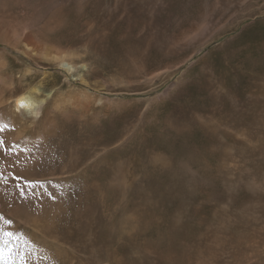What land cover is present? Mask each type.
<instances>
[{
    "label": "rangeland",
    "instance_id": "1",
    "mask_svg": "<svg viewBox=\"0 0 264 264\" xmlns=\"http://www.w3.org/2000/svg\"><path fill=\"white\" fill-rule=\"evenodd\" d=\"M0 7L80 52L65 75L0 28V264H264V0ZM26 67L62 86L36 122L6 104Z\"/></svg>",
    "mask_w": 264,
    "mask_h": 264
},
{
    "label": "bare ground",
    "instance_id": "2",
    "mask_svg": "<svg viewBox=\"0 0 264 264\" xmlns=\"http://www.w3.org/2000/svg\"><path fill=\"white\" fill-rule=\"evenodd\" d=\"M11 1V0H9ZM23 1V0H22ZM26 2V1H24ZM95 2V1H94ZM7 3V2H6ZM13 3V2H12ZM21 3V1H20ZM28 3V2H27ZM88 3V2H87ZM5 4V3H3ZM8 4V3H7ZM46 4V3H45ZM45 4H42V6ZM17 5V4H16ZM9 6V5H8ZM41 6V5H40ZM43 6V7H44ZM87 7V6H86ZM1 8V7H0ZM3 8V7H2ZM12 8V7H11ZM7 8H5L6 10ZM9 9V8H8ZM7 9V10H8ZM17 9V8H15ZM39 9V8H38ZM42 9V8H41ZM39 9V10H41ZM44 9V8H43ZM95 9V8H94ZM101 9V8H100ZM4 10V11H5ZM6 10V11H7ZM14 10V9H13ZM24 10V9H23ZM22 10V11H23ZM92 10V9H91ZM2 11V9H1ZM6 11L4 13H6ZM9 11V10H8ZM7 11V12H8ZM44 11V10H43ZM86 11V10H85ZM88 11V10H87ZM101 11V10H100ZM39 13V12H38ZM69 13V12H68ZM95 13V12H94ZM98 13V12H97ZM13 14V13H12ZM3 15V13L1 14V16ZM9 15V14H8ZM7 15V16H8ZM14 15V14H13ZM3 17V16H2ZM11 17V15L9 16ZM1 18V17H0ZM6 19V17H4ZM93 19V18H92ZM11 20V19H10ZM14 21V19H12ZM18 20V21H17ZM8 21V20H7ZM17 21V23H16ZM16 21H14L15 24H13L14 28H10V27H6V22L3 24V21L0 20V28H4L3 33H5L7 36L8 34H11V38H9V40L13 39V43L15 46H19L24 53L29 54L31 57H33L36 61H38L39 64H42L43 66H48L50 67L52 66H57L61 69V72L63 74H65V71L67 72H72L75 71L78 67L77 64H79L76 61V55H79L78 53H76V51H68V48L70 49L72 46V44L69 43H65L62 44L61 42H63L62 40V35L61 38L60 36H57L55 34L51 35L50 37H46L48 35H50L52 32H50L49 34L46 35H39V33L34 32L33 29H31V27H28L29 25H27V23H24L21 19H16ZM25 21V22H26ZM10 22V21H9ZM12 22V21H11ZM32 23V22H30ZM101 23V22H100ZM11 24V23H10ZM5 26V27H3ZM89 26V25H87ZM92 26V25H91ZM35 28V27H34ZM21 29V30H20ZM36 30V29H35ZM1 31V30H0ZM33 31V32H32ZM17 33V34H16ZM87 33V32H86ZM85 34V32L83 33ZM79 35V34H78ZM82 35V33H81ZM96 37V35H94ZM8 41V40H6ZM53 41V42H52ZM66 42V41H65ZM51 43H56L58 44L57 46L51 44ZM72 43V42H71ZM51 44V45H50ZM75 49V48H74ZM78 52V51H77ZM81 56V55H80ZM82 57V56H81ZM83 59V58H82ZM30 60V59H29ZM39 60H44L43 63L40 62ZM5 62L3 59V56L0 55V68L5 67ZM80 68H82L83 70H85V72H87V78L83 77V74L80 76L81 80L84 82H86L87 84L89 82V76L91 74V71L93 69H91L90 65L88 62L82 60V64H80ZM82 70V71H83ZM6 72V71H5ZM84 72V73H85ZM80 73V72H79ZM5 74V73H4ZM2 75V74H1ZM59 74L57 73H44V72H38L35 70H31V68L26 67L25 70L20 74V76L18 77V81L16 82V80L12 77H10L9 80V89H10V96L8 97V101H7V106L9 108H11L12 110V115L15 114V117L18 118H22V120H30L32 122H36L38 119L43 117V113L46 110V103L48 101V99H52L54 100L53 102L56 101L55 97V93L57 94V96L62 97L61 94H59L60 92H62V86L55 88V90L52 92V90L48 91L46 93L45 97L41 96V90H42V86H43V82L46 80V78H52L50 79V81L55 82V84H57V77ZM66 75V74H65ZM43 76L42 78V82L39 81L38 83H34L31 84L30 82H23V81H33L40 77ZM79 76V75H78ZM7 77L5 78L4 75L0 76V84L3 83H7ZM68 82V77H66V80ZM19 85V86H18ZM24 86V88L21 87ZM8 87V85H7ZM71 87V85H70ZM8 89V88H6ZM74 89V88H71ZM98 89V88H97ZM72 91V90H71ZM6 92V91H4ZM41 92V93H40ZM79 92V91H78ZM87 92V91H86ZM92 92V91H91ZM84 93V97L82 100H80V102L82 101V108H84L85 110H87L88 106L91 107L93 106V104H97V105H102L103 102L105 101L103 95H100V97L97 96V94H93V92L91 93ZM71 93V92H70ZM69 93V94H70ZM77 93V91H76ZM82 93V91H81ZM65 94V93H64ZM71 95V94H70ZM73 95V94H72ZM75 95V94H74ZM65 96V95H64ZM68 96H65V98H67ZM73 98V97H72ZM77 98V97H76ZM88 98L87 102H84V99ZM71 99V98H70ZM69 100V98L67 99ZM74 100V99H73ZM76 101V100H75ZM78 102V101H77ZM94 102V103H93ZM64 103V99L59 98L58 99V104H62ZM67 103V102H66ZM65 105L66 106H74L75 102H69ZM56 105V104H55ZM57 107V105H56ZM60 107V106H59ZM62 107V106H61ZM60 107V108H61ZM77 107H80V103L77 105ZM99 107V106H98ZM62 109V108H61ZM91 109V108H90ZM89 109V110H90ZM55 110V109H54ZM80 110V109H79ZM84 111V110H83ZM20 118V119H21ZM204 159V156L203 158ZM158 191V190H157ZM165 191V190H164ZM44 241L47 242L48 238L44 237L43 238ZM52 244H56V240H50ZM6 243V242H3ZM8 243V242H7ZM2 244V243H1ZM4 246V244H3ZM15 246V245H14ZM20 248V247H19ZM13 249V248H12ZM13 251V250H12ZM11 254V253H10ZM8 257V256H7ZM8 259V258H7ZM25 263V260L24 262ZM19 264H21V260H19Z\"/></svg>",
    "mask_w": 264,
    "mask_h": 264
},
{
    "label": "snow or ice",
    "instance_id": "3",
    "mask_svg": "<svg viewBox=\"0 0 264 264\" xmlns=\"http://www.w3.org/2000/svg\"><path fill=\"white\" fill-rule=\"evenodd\" d=\"M3 142L0 141V144H2ZM23 194V193H21ZM0 221L4 222L5 224H11V220H5L4 217L0 216ZM0 238H8V239H11V238H18V237H15V234L11 231H6L4 230L3 228H0ZM0 243H3V239H0ZM7 248V245L4 244L3 247H0V253H3L5 251V249ZM0 258H3V256H0ZM9 258H11L9 256ZM20 260H21V264H23L24 262V258L23 256L20 257ZM6 264H7V261H6Z\"/></svg>",
    "mask_w": 264,
    "mask_h": 264
}]
</instances>
